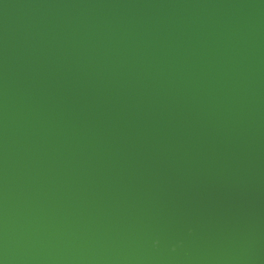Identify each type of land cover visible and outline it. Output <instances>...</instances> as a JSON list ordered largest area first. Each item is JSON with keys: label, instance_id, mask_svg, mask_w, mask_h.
I'll return each mask as SVG.
<instances>
[{"label": "water", "instance_id": "1", "mask_svg": "<svg viewBox=\"0 0 264 264\" xmlns=\"http://www.w3.org/2000/svg\"><path fill=\"white\" fill-rule=\"evenodd\" d=\"M0 264H264V0H0Z\"/></svg>", "mask_w": 264, "mask_h": 264}]
</instances>
